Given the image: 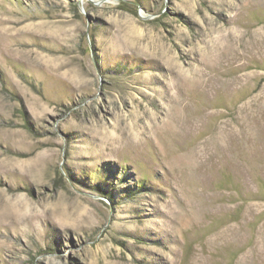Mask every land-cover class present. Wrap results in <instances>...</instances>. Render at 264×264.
I'll use <instances>...</instances> for the list:
<instances>
[{
	"label": "rangeland",
	"instance_id": "rangeland-1",
	"mask_svg": "<svg viewBox=\"0 0 264 264\" xmlns=\"http://www.w3.org/2000/svg\"><path fill=\"white\" fill-rule=\"evenodd\" d=\"M0 264H264V0H0Z\"/></svg>",
	"mask_w": 264,
	"mask_h": 264
}]
</instances>
